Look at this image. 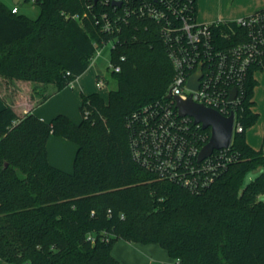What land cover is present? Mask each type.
<instances>
[{"label":"trees","instance_id":"16d2710c","mask_svg":"<svg viewBox=\"0 0 264 264\" xmlns=\"http://www.w3.org/2000/svg\"><path fill=\"white\" fill-rule=\"evenodd\" d=\"M24 1L39 6L37 17L0 0L2 264H120L113 254L119 239L156 244L180 264H264V148L246 136L259 119L255 74L263 67L253 66L245 81L233 160L194 193L160 179L130 148L129 116L167 100L174 74L160 24L102 0ZM104 11L119 15L113 31L96 23ZM111 40L118 86L107 100L83 94L80 122L18 112L25 95L40 104L83 74L98 44ZM195 130L205 145L211 129ZM51 135L77 145L71 172L49 161Z\"/></svg>","mask_w":264,"mask_h":264},{"label":"built area","instance_id":"2783aa9c","mask_svg":"<svg viewBox=\"0 0 264 264\" xmlns=\"http://www.w3.org/2000/svg\"><path fill=\"white\" fill-rule=\"evenodd\" d=\"M121 1L125 14L150 18L160 24L161 36L173 65L174 74L166 91L167 100H157L134 111L128 118L131 131L130 148L136 162L153 171L160 179L182 185L200 193L216 175L233 160L229 148L215 149L199 160L201 146L195 138L197 127L193 117L181 116L173 96L192 99L213 107L228 116L234 113V131H243L238 121V106L244 97V85L250 69L264 68V6L252 13L228 20H198L196 0H102ZM11 11H20L16 4ZM111 15L104 11L96 23L113 31ZM96 47L93 58L102 53ZM92 58V60H93ZM112 71L120 65L110 62ZM201 72L196 89L188 85L190 77ZM103 80L98 78L97 85ZM237 89L230 100L231 90ZM168 95L172 97L168 98Z\"/></svg>","mask_w":264,"mask_h":264},{"label":"crops","instance_id":"0c3cea01","mask_svg":"<svg viewBox=\"0 0 264 264\" xmlns=\"http://www.w3.org/2000/svg\"><path fill=\"white\" fill-rule=\"evenodd\" d=\"M20 1H14V5L17 4L21 11ZM197 15L199 16V10ZM218 19L228 20L226 15L222 14L214 15V17L211 16L207 22ZM258 73L259 71L255 74L257 78ZM93 90V88H88V78L80 75L40 104H35L34 100L29 97V94L25 95L23 100L17 104V110L20 113L33 111V113L45 121H50L54 116L62 113L78 123L83 118V111L81 109L82 95L96 92ZM4 106L5 102L0 98V109ZM47 149L48 159L53 165L65 171L71 172L73 170L74 157L77 151V145L74 142L62 136L51 135L47 143ZM123 240L119 239L113 247V254L119 259L120 264H180L171 258L165 249L156 244H140Z\"/></svg>","mask_w":264,"mask_h":264},{"label":"rangeland","instance_id":"374dc122","mask_svg":"<svg viewBox=\"0 0 264 264\" xmlns=\"http://www.w3.org/2000/svg\"><path fill=\"white\" fill-rule=\"evenodd\" d=\"M6 6L13 7L14 0H1ZM21 13L29 17H37L39 14V6L32 1L19 2ZM264 0H197L199 10L198 20L207 22L214 15H226L227 19L245 16L252 13L256 8L262 6ZM111 61V43L102 47V53L97 55L91 61L88 69L81 74L88 78V88H93V91L98 92L106 100L109 92L116 89L117 80L113 77ZM98 77L103 80L101 86L97 85ZM259 85L255 90L256 110L259 112V119L255 125L246 130V136L250 144L256 148H264V68L258 73ZM257 172L250 171L246 174L244 184L254 179ZM259 199L264 200V194L259 196ZM121 241V240H120ZM124 241V240H123ZM0 264L2 262L0 261Z\"/></svg>","mask_w":264,"mask_h":264},{"label":"water","instance_id":"95a60500","mask_svg":"<svg viewBox=\"0 0 264 264\" xmlns=\"http://www.w3.org/2000/svg\"><path fill=\"white\" fill-rule=\"evenodd\" d=\"M17 2V0H14ZM98 0H95L97 2ZM114 5H121V1H113ZM201 72L194 73L188 82V85L196 89L199 85L198 79L201 77ZM237 89L231 90L230 100L236 96ZM172 95H168V98ZM175 106L181 116L189 115L193 117L194 123H201L203 128H210L211 135L207 143L199 152V160L212 154L215 149L229 148L232 144L234 131V113L226 116L219 110L193 101L192 99H182L179 96H173ZM257 172L258 170H254Z\"/></svg>","mask_w":264,"mask_h":264}]
</instances>
